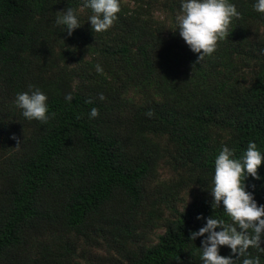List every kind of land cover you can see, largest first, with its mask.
<instances>
[{"label":"trees","instance_id":"trees-1","mask_svg":"<svg viewBox=\"0 0 264 264\" xmlns=\"http://www.w3.org/2000/svg\"><path fill=\"white\" fill-rule=\"evenodd\" d=\"M182 2L120 0L94 33L84 0H0V264H203L207 234L191 232L230 222L212 207L215 158L249 142L264 154V13L229 0L241 18L197 63L176 29ZM69 7L71 36L56 24ZM35 88L56 114L47 124L15 105ZM258 175L246 191L264 205V161Z\"/></svg>","mask_w":264,"mask_h":264},{"label":"clouds","instance_id":"clouds-1","mask_svg":"<svg viewBox=\"0 0 264 264\" xmlns=\"http://www.w3.org/2000/svg\"><path fill=\"white\" fill-rule=\"evenodd\" d=\"M83 8L91 9L93 13L89 17L93 32L102 33L108 31L118 19L121 3L120 0H84ZM254 9L264 13V0H257ZM56 15V24L65 26L68 36L81 27L77 13L71 7L56 12ZM239 18L241 13L229 0H183L175 23L179 35L190 50L198 54V63L218 50L219 43L229 37L233 20ZM96 71L102 73V66L97 64ZM65 99L71 102L73 97L69 93ZM99 99L103 101L104 95L100 94ZM87 103L94 101L89 99ZM15 105L29 121L47 124L56 115H49L48 97L39 88L18 93ZM98 115L99 110L93 107L90 111L91 118ZM146 115L151 118L155 113L150 110ZM12 139L17 140L16 149H19L21 142L15 136ZM262 161L264 154L255 142L248 143L241 158H236L235 150L227 146L215 158L214 187L210 192L214 198L212 207L219 208L222 203L230 222L209 217L205 226L191 232L189 239L192 241L207 234L201 242V248H198L202 253L203 264H236L242 257V264H260V258L251 257L248 250L256 248L264 252V248L260 246L264 236V205H258L253 194L246 191L245 181L249 176L255 180L260 179L258 169ZM197 219L203 217L198 216ZM218 228L220 231H216ZM221 246L229 247L236 259L220 255Z\"/></svg>","mask_w":264,"mask_h":264},{"label":"rangeland","instance_id":"rangeland-1","mask_svg":"<svg viewBox=\"0 0 264 264\" xmlns=\"http://www.w3.org/2000/svg\"><path fill=\"white\" fill-rule=\"evenodd\" d=\"M165 172H166V171H165ZM165 172L162 173V176L165 175ZM161 232H162V229H158V230H156V234H157V233H161ZM96 253L99 254V255L103 254L102 251H97Z\"/></svg>","mask_w":264,"mask_h":264}]
</instances>
